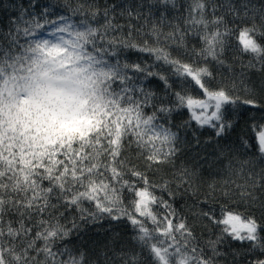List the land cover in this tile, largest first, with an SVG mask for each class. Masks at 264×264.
I'll return each mask as SVG.
<instances>
[{
    "label": "snow or ice",
    "instance_id": "snow-or-ice-1",
    "mask_svg": "<svg viewBox=\"0 0 264 264\" xmlns=\"http://www.w3.org/2000/svg\"><path fill=\"white\" fill-rule=\"evenodd\" d=\"M10 3L0 0V264H101L76 242L106 221L133 239L106 247L103 264H264V0ZM233 39L250 59L216 82L210 65L225 64ZM242 123L243 158L221 160L203 192L199 166L180 163L200 144L189 129L219 143Z\"/></svg>",
    "mask_w": 264,
    "mask_h": 264
},
{
    "label": "trees",
    "instance_id": "trees-1",
    "mask_svg": "<svg viewBox=\"0 0 264 264\" xmlns=\"http://www.w3.org/2000/svg\"><path fill=\"white\" fill-rule=\"evenodd\" d=\"M19 2V0H17ZM181 3L184 0H180ZM253 4L257 7L262 6V0H252ZM5 5L10 9L11 3L10 0H4ZM219 3V0H217ZM194 43L190 41V44ZM236 41L233 39L231 42V46L226 52L225 56V64H211L212 71L215 73L216 82H219L222 79H227L233 76L235 73L237 78H239L238 74L241 72L242 65H246L250 59V56L247 54H240L236 51ZM250 79L253 82L258 83L260 80V74L257 73L252 75ZM260 116L257 115V119ZM184 120L187 119L185 115L183 117ZM182 122V121H181ZM243 129V123L241 124V128H238L236 132L229 134L225 139L220 140L217 143L216 137L213 136L211 129H196L195 126L189 129L190 132L194 131L196 136L193 137L191 135L188 136L189 141H194L196 138L199 139L200 144L199 147L192 143L188 146L186 154L183 156V159L180 161L182 164H187L189 168H192L195 165L199 167L196 168L198 173V183L202 184V191H208V184L216 181L218 182L224 175L223 168L221 167L220 161L223 160L224 165L228 163V158H233V163L236 162V158H243V149L239 148L238 137L241 136ZM221 150L224 151V156H220L219 153ZM249 159H251L249 157ZM159 180V177H157ZM166 196V194H165ZM223 201L220 199L209 200V207H213L216 210L217 214H219V209L221 203ZM177 204L180 208H185V205L191 204V201L188 200L187 197L184 198L183 201L180 200L179 196L177 197ZM229 207H233L231 202H228ZM241 212H244L243 207L238 209ZM257 218H261L260 211L256 210L255 212ZM201 230L198 228L197 234L199 235ZM132 228L130 225L126 223L119 224H109L107 221L105 222V226L103 228L97 226L92 231L85 234V236L81 237L77 242L76 246L80 247L82 250L86 246V248L91 251H96L100 257L101 264H103V257L106 250L113 249L115 247L121 248H131L132 247ZM205 236L208 235V232L205 231ZM114 241L116 242L114 244ZM95 262V257H93V264Z\"/></svg>",
    "mask_w": 264,
    "mask_h": 264
}]
</instances>
